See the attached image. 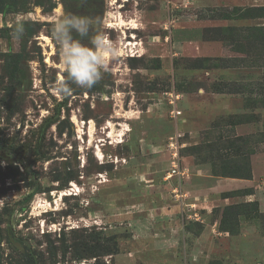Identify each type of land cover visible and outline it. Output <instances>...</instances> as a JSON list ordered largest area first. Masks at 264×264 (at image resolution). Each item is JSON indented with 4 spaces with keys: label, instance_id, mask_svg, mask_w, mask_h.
<instances>
[{
    "label": "rangeland",
    "instance_id": "1",
    "mask_svg": "<svg viewBox=\"0 0 264 264\" xmlns=\"http://www.w3.org/2000/svg\"><path fill=\"white\" fill-rule=\"evenodd\" d=\"M254 5L264 0H104L84 16L95 18L117 55L97 84H71L72 94L63 98L55 85L66 73L50 30L61 12L78 14L73 5L28 0L16 12L0 9V138L15 157L34 162L27 174L9 170L14 177L5 179L0 174V221H9L25 238L39 264H264V141L254 136L246 144L212 149L235 135L264 130L263 93L212 87L256 80L261 69H225L218 59L172 56L169 49V19L184 12L235 14ZM21 20L24 33L17 39L14 28ZM176 35L174 30L171 37ZM256 49L264 54V43H255L252 51L243 41L226 45L218 56L249 58ZM7 52L19 54L13 78ZM171 90L179 94L177 119L170 116ZM47 119L53 123L43 129ZM176 130L183 134L179 157L189 174L184 188L199 196L203 208L199 220L188 217L190 211L168 218L150 210L162 194L152 185L175 200L172 185L183 182L164 179L168 136ZM238 154L249 159L251 178L263 187L251 201L244 195L254 187L223 175L222 160ZM6 164L0 159L1 170ZM30 175L39 192L24 203L32 191ZM86 241L109 249L91 256ZM1 246L4 264H15V252Z\"/></svg>",
    "mask_w": 264,
    "mask_h": 264
},
{
    "label": "trees",
    "instance_id": "2",
    "mask_svg": "<svg viewBox=\"0 0 264 264\" xmlns=\"http://www.w3.org/2000/svg\"><path fill=\"white\" fill-rule=\"evenodd\" d=\"M50 0H33V3L36 5H43ZM28 0H0V9L1 12H16L25 7ZM23 5L22 8H20ZM237 10L243 11L244 15H239ZM235 16L239 18H249V19H264V5H254L249 7H244L242 9H234ZM213 34V35H212ZM202 37L204 39H221L228 42V45L239 42H248L251 46L252 51L255 49V43H264V23L262 24H250L243 25L239 27H213L204 29L202 31ZM257 50V49H256ZM258 52V54H257ZM255 51L252 57H238L235 55L228 56H219L214 57L219 61V67L221 68H236L239 66L254 68L258 67L261 69V75L256 80H250L249 82L240 81L238 79L234 80H226L219 81L214 83L212 87H214L216 92H229V93H239L243 91L254 92V90H258L264 95V54H259V50ZM19 54L7 52L5 56L6 68L9 78H13L14 73L17 69V60ZM206 59L211 57H204ZM264 103V98H263ZM51 120H46L43 125L46 127L47 125L52 124ZM254 136H260L262 141H264V130L260 133H251L246 135H235L232 138H227L224 142V145L216 144L215 148L212 149H229L234 146H239L242 144L248 143V141L252 140ZM229 147V148H228ZM12 150L9 146H7L0 138V159L7 162L5 165V170L0 169V174L3 179L5 178H13L14 176L8 173L9 170L16 171L17 174L23 175L27 174L29 171H33V163L31 161L26 160L23 157H15L12 154ZM17 162L21 167L22 171H19L18 165L10 164L11 162ZM222 166L226 171L223 173L225 176L237 177L242 179H250L251 178V166L249 159L245 155H235L231 157H226L222 160ZM32 186V191L23 198L24 203H28L33 195L39 192V184L37 183L34 175H30ZM231 209V206L227 207V210ZM227 213V212H226ZM3 222L0 221V264H4L3 260V249L2 243L7 245V248L11 251L15 252V256H11L14 260L15 264H39L38 257L35 254L31 245L25 240V238L21 235H18L13 230L9 221L5 222V225H2ZM84 245H87L86 249L88 254L91 256L97 255L96 250L105 249L108 250V247H105L100 244H92L88 245L87 241L83 242ZM10 251V252H11ZM10 260L8 263H11Z\"/></svg>",
    "mask_w": 264,
    "mask_h": 264
},
{
    "label": "clouds",
    "instance_id": "3",
    "mask_svg": "<svg viewBox=\"0 0 264 264\" xmlns=\"http://www.w3.org/2000/svg\"><path fill=\"white\" fill-rule=\"evenodd\" d=\"M50 35L59 47L60 62L66 78L57 81L56 93L61 97L72 94L70 86L91 88L102 79V73L108 70V60L117 55L115 47L96 27L94 17L61 12L54 17ZM14 32L17 39L24 33V22L18 21ZM75 32L80 38H87L89 44L74 38Z\"/></svg>",
    "mask_w": 264,
    "mask_h": 264
},
{
    "label": "crops",
    "instance_id": "4",
    "mask_svg": "<svg viewBox=\"0 0 264 264\" xmlns=\"http://www.w3.org/2000/svg\"><path fill=\"white\" fill-rule=\"evenodd\" d=\"M172 15V10H169L168 16ZM175 18V19H174ZM173 19H169L170 24V42H169V49L171 51L172 56H189V57H219L218 55H221L222 49L226 45H228V42L221 39H204L202 37V31L204 29L213 28V27H239L243 26L238 21L239 18L243 17H236L235 14H230L227 10L223 11L221 14H217L215 16L210 17H201L198 16L196 12H184L177 17H174ZM243 19H249V18H243ZM255 20H262L261 18L257 19H249V24L244 25H250V24H262L264 22H255ZM176 30L177 35L174 37L172 36V32ZM181 33H184L185 35H182ZM167 36L165 35V40H167ZM217 52V53H216ZM180 110V109H179ZM181 163V160H180ZM181 167L187 169L186 166L182 165ZM188 172V169H187ZM186 172V173H187ZM188 173L182 178L174 176L177 179H183L180 183V185H172L171 192L175 189V187L179 188L182 197L177 198L175 200L173 199H167L165 190L161 188L160 186L152 185L154 190L158 189L157 191L161 193V198H158L156 203L151 207L150 210H152L154 213H163L161 216H167L168 218H171L173 213L177 211L178 213L181 212H187V211H194L199 213V210L202 208L200 206V200L199 196H192V194L184 188L183 183L185 182V177H188ZM173 178H166L165 180H169ZM238 184L254 187V190L248 191L245 193V197L247 198L246 201H251L256 197V195L261 196V191L263 187L260 186L255 180V176H253L250 179H241L239 180ZM158 187V188H157ZM257 187L259 189H257ZM192 197V198H191ZM260 201V205H262ZM193 206V207H192ZM201 207V208H200ZM203 209V208H202Z\"/></svg>",
    "mask_w": 264,
    "mask_h": 264
},
{
    "label": "built area",
    "instance_id": "5",
    "mask_svg": "<svg viewBox=\"0 0 264 264\" xmlns=\"http://www.w3.org/2000/svg\"><path fill=\"white\" fill-rule=\"evenodd\" d=\"M132 55V54H130ZM167 101L171 106L170 116L173 119H177L181 115V111L176 107V102L179 99V94L174 90L166 92ZM182 133L179 131H174L173 134L168 136L167 147L170 150V167L167 171L165 177L170 178L172 176L182 177L186 174L187 169L181 167L180 157H179V149L184 145L179 139L182 137ZM175 197L178 199L182 197V194L179 188H175L173 190ZM193 207V206H192ZM188 217H192L195 220H199V214L194 211L188 212Z\"/></svg>",
    "mask_w": 264,
    "mask_h": 264
},
{
    "label": "flooded vegetation",
    "instance_id": "6",
    "mask_svg": "<svg viewBox=\"0 0 264 264\" xmlns=\"http://www.w3.org/2000/svg\"><path fill=\"white\" fill-rule=\"evenodd\" d=\"M69 4H72L73 11L79 15H85L89 13V9L92 6H96L98 3H102L104 0H67Z\"/></svg>",
    "mask_w": 264,
    "mask_h": 264
}]
</instances>
